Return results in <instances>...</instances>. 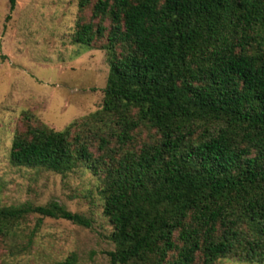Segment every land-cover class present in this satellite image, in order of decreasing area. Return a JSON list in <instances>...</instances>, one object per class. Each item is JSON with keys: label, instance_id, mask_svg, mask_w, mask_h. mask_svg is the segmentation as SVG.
<instances>
[{"label": "trees", "instance_id": "1", "mask_svg": "<svg viewBox=\"0 0 264 264\" xmlns=\"http://www.w3.org/2000/svg\"><path fill=\"white\" fill-rule=\"evenodd\" d=\"M76 7L72 40L105 51L101 104L60 130L23 111L8 163L99 181L108 264L264 263V0ZM31 213L90 225L56 201L0 205V238Z\"/></svg>", "mask_w": 264, "mask_h": 264}, {"label": "rangeland", "instance_id": "2", "mask_svg": "<svg viewBox=\"0 0 264 264\" xmlns=\"http://www.w3.org/2000/svg\"><path fill=\"white\" fill-rule=\"evenodd\" d=\"M77 15L87 21L90 11L78 12L76 0H14L11 10L8 0H0V205L56 201L90 220L87 227L28 214L13 236L0 238V264H53L69 252L77 264H108L106 251L113 248L110 225L101 214L99 181L88 170L77 166L59 174L7 160L23 111L60 130L101 104L105 51L72 40ZM216 264L258 263L225 257Z\"/></svg>", "mask_w": 264, "mask_h": 264}]
</instances>
